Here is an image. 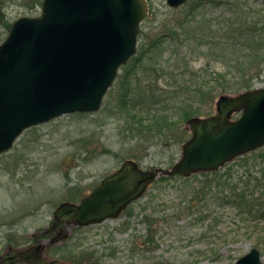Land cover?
Here are the masks:
<instances>
[{
  "label": "rangeland",
  "instance_id": "obj_1",
  "mask_svg": "<svg viewBox=\"0 0 264 264\" xmlns=\"http://www.w3.org/2000/svg\"><path fill=\"white\" fill-rule=\"evenodd\" d=\"M213 1L215 5L206 0H190L178 9H170L165 0H147L149 13L140 27L142 38H159L163 54L158 62L162 69L187 82L170 86V80L163 76L164 71L161 70L163 79L158 83L160 89L171 91L182 85L193 89L190 79L203 75L205 69L213 73L224 72L219 50L202 56L200 53L205 50L195 47V42L191 46L168 37L169 27L179 21L184 10L193 4L200 5L196 10L198 15L207 18L231 12L228 0ZM231 1L248 15L255 16L264 10V0ZM40 3L42 0H0V44L9 33L7 24L21 17L37 16ZM178 58H183L185 62L179 67ZM132 63L130 61L120 69L119 75L128 73L127 81L121 82L118 76L98 112L65 115L31 127L17 138L8 152L0 156V252L5 251L7 246L31 243L34 236H45V231L52 227L53 211L60 203L78 202L89 195L127 158H136L144 170L170 169L179 160L182 145L189 136L186 130L182 131L185 121L179 120L176 109L165 113L174 128L162 139L151 138L149 142L139 141L141 144L137 145L139 142L135 137L122 131L120 119L124 114L117 109L118 100L128 92L129 84L133 89L139 84V90H143L145 84L141 83L142 67L137 68L140 83L135 79L129 82ZM144 63L149 64L148 59L145 58ZM167 65L171 66L169 70ZM184 65L187 68L182 67ZM184 69L188 72L178 78ZM262 70L253 89L264 88V64ZM124 85H127L126 89ZM237 85L232 84L231 87ZM242 92L244 90L224 94ZM220 94L213 102L211 98L204 99L201 106L203 114L214 113L215 101ZM124 99V112L133 115L135 112L131 110L130 97ZM247 156L250 163L256 164L250 178L243 177L244 168L238 169L239 174L234 168L228 181L239 185L240 180L250 179L249 185L256 186L255 197H263L264 159L260 156L264 157V147L255 155ZM240 162L245 163L236 159L227 164L219 175L227 167ZM206 176L196 174L187 180L158 177L145 194L117 219L85 228L70 227L68 238L46 252V257L66 258L67 264H71L67 258H80L90 252L98 256L113 250L116 251L115 256L105 260L104 264H235L237 259L255 247L260 250L264 261V215L259 212L255 220L247 219L226 199H217L222 194H219L220 188L215 182L204 198L194 195L198 188L201 189ZM209 179L216 181L212 175ZM139 241L146 242L145 250L138 248ZM258 242L260 246L256 245Z\"/></svg>",
  "mask_w": 264,
  "mask_h": 264
},
{
  "label": "water",
  "instance_id": "obj_2",
  "mask_svg": "<svg viewBox=\"0 0 264 264\" xmlns=\"http://www.w3.org/2000/svg\"><path fill=\"white\" fill-rule=\"evenodd\" d=\"M187 1L166 4L178 8ZM147 13L146 0H43L39 16L14 21L0 44V155L29 127L98 111L118 69L136 53ZM185 125L191 138L170 169L142 170L132 160L124 162L79 204L63 202L56 208L52 227L66 226L58 237L21 252L9 250L3 264H64L46 261L42 253L66 239L70 227L119 217L160 176L214 172L263 147L264 88L221 95L214 115L190 118ZM235 264L264 263L252 249Z\"/></svg>",
  "mask_w": 264,
  "mask_h": 264
},
{
  "label": "trees",
  "instance_id": "obj_3",
  "mask_svg": "<svg viewBox=\"0 0 264 264\" xmlns=\"http://www.w3.org/2000/svg\"><path fill=\"white\" fill-rule=\"evenodd\" d=\"M206 2L212 5L216 4L213 0H206ZM218 2L219 1H217V3ZM228 5L231 11L229 14L222 13L207 18L204 15H198L196 10L200 8V5L193 4L186 8L183 17L179 19V21L173 23L168 29V37H170V40L180 43H189L191 46H193L192 42H195V47H201L205 50L200 53L202 56L211 55L212 51L216 50L222 53L221 58H223L222 63L224 72L213 73L205 69L203 75H195L194 78L190 79L193 89H191L190 86L185 87L184 85L180 87L177 86L171 91L166 88L160 89L158 87L160 79H163L161 73L164 69H162L158 62L162 57L163 50L159 48V38L151 39L145 34L146 38L144 40L142 38V31L140 30L137 53L131 60L133 65L130 68L131 73L128 78L129 82L135 79L140 83L137 68L142 67L140 70L142 72L141 83L145 84L143 85V90H139L141 86L138 83L137 88L134 87V89L129 84L128 92L123 93V99L118 100L117 109L124 114L120 119L123 124V132L126 134L129 133L131 136L135 137L137 142H149L151 138L162 139L166 133L171 132L172 128H174L173 124L170 123V117L166 116L168 114H165L169 110L176 109L178 111L179 120L185 121L194 116L208 115L203 114L201 109L205 98H211V102H213L218 93L224 94L239 90L247 91L253 89L255 83L258 82L255 80H258L263 72L264 10L261 13H256L254 16L252 14L248 15V12L243 9H239V7H237L238 4L234 3V1L228 0ZM11 25L12 23L7 24L6 28L8 31ZM145 58L148 59L149 64L144 63ZM177 61H179L177 65V67H179V65L184 62V59L178 58ZM167 67L169 70L171 66L167 65ZM182 67L187 68L186 65ZM186 72H188V70L184 69V72L179 74L178 78H181V76L184 77ZM163 74L165 78L170 80L168 81L170 86L174 87V85H178V82L183 84L187 83L185 79H176L177 77H175L176 75L173 72L164 71ZM127 75L128 73L119 75L121 82L124 83L127 81ZM232 84L238 85L232 88ZM124 87L126 89L127 85H124ZM128 97H130L129 100L131 101L130 106L133 108L131 110L135 112L133 115L124 112V98L127 99ZM171 103L173 105H171ZM182 131L183 133L186 132L185 129ZM139 144L141 143L139 142L137 145ZM258 152H260V150H258ZM253 154L255 155L256 152H253L250 156ZM247 157L246 155L238 158L239 161H245V163L241 164L240 162L237 165H231L227 167V170L221 175H219V171L202 174L205 176L207 175V179L202 183L201 189L198 188L194 195H200L204 198L207 191L215 182L218 189L220 188V191H218L219 194H222V197L217 199H226L228 204H231L232 207L237 209L241 215H246L245 217L247 219L250 218L255 220V216L259 212L264 215V196L255 197L256 186L249 185L250 179L246 181L240 180L239 185L236 182L228 181V179H231L233 174L232 170L234 168H237L236 173L238 169L244 168L243 177L250 178L249 175L252 174L251 171L256 164L250 163ZM260 157L264 159L263 156ZM127 159L137 161L136 158L133 157ZM210 175L214 176L216 181H213V178L209 179ZM192 178L194 177L184 180ZM169 179L171 180L173 178ZM242 183L244 185L240 186ZM205 188L207 189L206 191L204 190ZM227 191H229V195H226ZM137 243H139V249L145 250V241H139ZM141 245L143 247H140ZM256 245L260 246L261 243L258 242ZM115 254L116 251L113 250L103 252L98 256L90 252L84 253L80 258L72 257L70 259L67 258V260H70L71 264H104L105 260L110 259V257L115 256ZM60 259L66 260V258Z\"/></svg>",
  "mask_w": 264,
  "mask_h": 264
},
{
  "label": "flooded vegetation",
  "instance_id": "obj_4",
  "mask_svg": "<svg viewBox=\"0 0 264 264\" xmlns=\"http://www.w3.org/2000/svg\"><path fill=\"white\" fill-rule=\"evenodd\" d=\"M63 227V225L62 224H59V225H57L56 227H55V232L54 233H52V234H48V235H45V236H35V241L37 242V241H40V240H42V239H47V238H50V237H52L53 235H55L57 232H59L60 230H61V228ZM27 245V244H26ZM26 245H20V246H18L17 247V249H20V248H22V247H25Z\"/></svg>",
  "mask_w": 264,
  "mask_h": 264
}]
</instances>
